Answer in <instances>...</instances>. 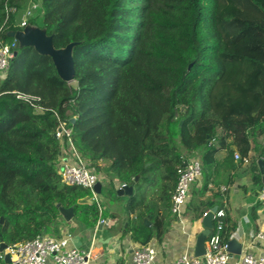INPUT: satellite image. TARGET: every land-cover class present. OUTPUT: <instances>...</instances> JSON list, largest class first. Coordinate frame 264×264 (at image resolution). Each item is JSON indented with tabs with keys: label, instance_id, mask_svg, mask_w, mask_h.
<instances>
[{
	"label": "trees",
	"instance_id": "16d2710c",
	"mask_svg": "<svg viewBox=\"0 0 264 264\" xmlns=\"http://www.w3.org/2000/svg\"><path fill=\"white\" fill-rule=\"evenodd\" d=\"M25 1L0 0L3 42L18 29L13 15ZM34 1L30 21L46 28L54 47L77 43L75 74L70 83L61 80L50 57L26 46L14 48L0 76V240L6 245L58 231L57 204L73 206V216L88 225L97 221L96 203L77 204L88 190L58 174L67 143L54 137V112L67 121L85 162L104 174L99 200L122 202L115 180L133 186L126 211L135 218L127 229L141 244L168 228L176 169L188 157L201 163L185 210L194 220L221 206L208 191L222 151L229 166L234 153L242 161L251 141L262 137L252 171L254 184L264 187L256 163L264 159V0ZM15 92L38 96L46 110L36 112ZM142 182L153 190L150 198L137 195ZM234 230L225 218L222 242ZM0 264H6L1 256Z\"/></svg>",
	"mask_w": 264,
	"mask_h": 264
},
{
	"label": "crops",
	"instance_id": "0c3cea01",
	"mask_svg": "<svg viewBox=\"0 0 264 264\" xmlns=\"http://www.w3.org/2000/svg\"><path fill=\"white\" fill-rule=\"evenodd\" d=\"M25 3L22 6H27ZM262 141V137L251 141L248 162L236 160L233 156L232 163L226 166L223 161L225 153L220 152L217 155L219 174L212 178L209 184V196L216 193L220 197L219 188L227 187L225 199L219 198L220 207L225 210L227 224L235 227L230 239L235 238L241 243V253L231 256L232 259H237L245 252L255 255L264 254V239L256 238L259 232L264 233V194L259 185L254 184L252 171L253 159L261 148ZM66 156V153L61 152L60 158L66 159ZM102 164L105 162H100V165ZM257 169L259 171L258 165ZM259 174L261 175L260 171ZM98 175L101 182L100 178L104 177V174L98 173ZM118 183L119 181L115 180L114 186L117 187ZM90 194L89 192L86 196L90 197ZM152 195L153 190H149L147 198ZM126 203L127 200H122L120 205L115 203L106 216L102 215L101 211V216L98 213L97 221L93 225H88L74 216L70 221L62 218L63 220H59L58 231H53L49 236L60 239L66 234H71L70 246L92 252L93 258L90 264H134L132 251L141 243L134 240L131 230L127 229V221L131 222L135 216L127 213ZM170 216L168 228L160 237H152L148 241L161 251L156 259L157 264H173L182 253L193 254L195 238L202 229V218L194 220L189 213H184L180 221L171 214ZM100 217L108 220V224H99ZM146 219L149 224L145 226H151L152 221Z\"/></svg>",
	"mask_w": 264,
	"mask_h": 264
},
{
	"label": "built area",
	"instance_id": "2783aa9c",
	"mask_svg": "<svg viewBox=\"0 0 264 264\" xmlns=\"http://www.w3.org/2000/svg\"><path fill=\"white\" fill-rule=\"evenodd\" d=\"M22 6V5H21ZM36 3H29L27 6L21 8L23 15L16 21L13 15V25L18 29H22L30 22L31 16L36 11ZM7 10V8H6ZM20 10L17 8L15 13ZM8 11V10H7ZM27 14V16H25ZM3 26H0V76L5 74L9 60L13 57V50L15 48L14 42L6 43L1 39V32ZM15 97L28 105H30L36 112L46 110L45 107L38 102L40 98L21 92H15ZM54 112V111H53ZM57 127L54 132V137L63 144L67 143V147L62 145V154L66 153V159L60 158V175L61 180L66 184L78 185L91 194L90 197L97 202V193L94 191V185L99 181V175L93 167H90L81 157L79 152L73 145L70 135L71 128L67 121L62 119L56 112ZM59 128V129H57ZM234 158L238 160L240 157L238 153H234ZM264 160V159H263ZM243 162H248V157L242 159ZM58 169V170H59ZM201 177V163L195 157L184 160L183 164L176 169V184L171 195L170 212L175 218L182 221V217L186 210V205L190 198V186L193 182L199 180ZM126 184L119 182L116 189H124ZM226 186L219 188L221 199L226 197ZM264 194V187L261 189ZM100 207V206H99ZM206 212L203 214V216ZM99 215L101 216V208H99ZM226 213L223 207H218L213 213L212 221L215 220V225L212 226L210 233L205 241V253L202 256L196 257L194 254L182 253L173 264H264V254L255 255L250 252L242 253L237 259H232L227 251V242H222L221 231L225 225ZM99 224H108V220L100 217ZM72 238L71 234H66L64 238H54L52 236L41 234L33 239L20 241L7 245L8 253L10 255L11 264H90L93 254L90 250H82L76 246H70L69 240ZM258 239H264V233L259 232L256 235ZM161 254L152 243L146 242L136 246L132 251V261L134 264H157L156 259ZM3 258V253L0 252Z\"/></svg>",
	"mask_w": 264,
	"mask_h": 264
},
{
	"label": "water",
	"instance_id": "95a60500",
	"mask_svg": "<svg viewBox=\"0 0 264 264\" xmlns=\"http://www.w3.org/2000/svg\"><path fill=\"white\" fill-rule=\"evenodd\" d=\"M8 37L13 38L15 48L32 47L38 54L46 55L51 58V61L55 67V70L61 80L70 83L74 80V59L73 48L77 44L76 42H69L64 47L56 48L52 42V35L47 34L45 27H39L33 22H28L25 27L17 30H9L6 32ZM16 54V51L13 52ZM74 119L72 118L71 121ZM181 123V122H180ZM59 129V128H57ZM257 165L262 175V182L264 184V160L258 159ZM61 168L58 170L60 174ZM138 177H136L137 179ZM102 183L97 181L94 185V191L99 194L101 192ZM133 193V186H126L124 189H116L118 196L127 195L130 196ZM77 204H94V199L89 196H84L77 200ZM59 212L65 221H70L74 215L73 206L62 207L59 206ZM218 206L211 207L206 214L202 217V229L197 234L194 243L193 254L196 257L202 256L205 253V241L213 226L212 217L213 213L217 210ZM1 220V219H0ZM145 225L149 224L146 218L143 219ZM227 251L229 256L239 255L241 253V243L235 238H231L227 241ZM0 252L3 253V260L6 264H11L10 255L8 253L7 245L0 240Z\"/></svg>",
	"mask_w": 264,
	"mask_h": 264
},
{
	"label": "rangeland",
	"instance_id": "374dc122",
	"mask_svg": "<svg viewBox=\"0 0 264 264\" xmlns=\"http://www.w3.org/2000/svg\"><path fill=\"white\" fill-rule=\"evenodd\" d=\"M26 3V5H28L29 3H31L32 4V2H33V4L35 3V1L34 0H26L25 1ZM24 6H21V7H19L20 9L21 8H23ZM19 12V11H18ZM15 14H18L17 13V11H16V13ZM25 16H27V14L25 15ZM10 41H11V37H10V39H7V41H6V43H10ZM198 181V180H197ZM196 182V181H195ZM195 182H193L192 184H191V186H190V188L192 187V185L195 183ZM149 190L151 191L152 189L149 187V186H147L146 184H144L143 182L142 183H140L139 184V186L136 188V193H137V195L138 196H141V195H144V196H146L147 197V195H148V193H149ZM89 192V191H88ZM122 197V200H128V196L127 195H123V196H121ZM96 203V205H97V209H98V211H99V208H101V211H103L104 210V212L105 213H108V210L110 209V207H113V205L115 204V202H110V201H106V199H102L101 198V200H97V202H95ZM120 203H122V202H120ZM120 203H119V205H120ZM118 205V206H119ZM100 206V207H99ZM117 206V205H116ZM46 234H48V235H52V233L51 232H48V233H46Z\"/></svg>",
	"mask_w": 264,
	"mask_h": 264
},
{
	"label": "bare ground",
	"instance_id": "6f19581e",
	"mask_svg": "<svg viewBox=\"0 0 264 264\" xmlns=\"http://www.w3.org/2000/svg\"><path fill=\"white\" fill-rule=\"evenodd\" d=\"M21 16H22V11H19L18 14H16V21H19Z\"/></svg>",
	"mask_w": 264,
	"mask_h": 264
}]
</instances>
